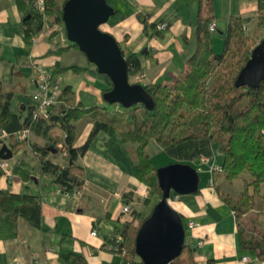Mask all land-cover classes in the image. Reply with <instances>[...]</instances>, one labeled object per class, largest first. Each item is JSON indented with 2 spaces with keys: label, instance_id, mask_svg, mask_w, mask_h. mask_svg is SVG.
<instances>
[{
  "label": "crops",
  "instance_id": "1",
  "mask_svg": "<svg viewBox=\"0 0 264 264\" xmlns=\"http://www.w3.org/2000/svg\"><path fill=\"white\" fill-rule=\"evenodd\" d=\"M53 1L62 4L64 0ZM107 1L119 11L120 17L117 20L109 18L102 24L107 27L104 31L116 38L124 55H142L143 77L139 83H170L185 71L186 60L196 47L198 0ZM212 1L216 27L211 32L212 51L219 54L224 43L221 34L226 30L229 16L247 18L244 24L246 31L252 32L257 24L258 1ZM29 11L28 0H0V91L7 93L13 90L12 108L22 120L29 114L28 101L37 88L32 64H41L52 71L70 65L86 67L80 74L68 70L56 73L55 77L61 86L70 85L76 99L85 107L103 104L101 92L112 85L108 76L99 73L87 60L73 64L72 56H67L72 49L63 53H48L67 45L66 35L58 23L44 26L36 41L27 47L24 21ZM138 12L147 14L150 23L157 25L165 22L167 29L159 31L160 35L146 36L142 23L136 17ZM216 31L220 32V36ZM144 49L146 51L142 54ZM134 76L129 77L130 81L135 82ZM81 94L86 96L85 101L80 99ZM52 113L56 116L59 111L55 107ZM76 125L74 146L78 147L86 141L92 124L84 118ZM64 136L57 123L46 134L31 132L25 145L9 160L10 165L22 162L30 177L8 179L0 175V188L40 196L42 214L40 228L33 227L23 218L14 221L0 214V264H69V254L83 257L87 264H125L121 254L108 248V240L115 230L135 220L133 212L136 209H144L137 198H143L147 190L136 177L133 158L118 135L99 131L76 161L83 178L82 185L77 189L79 195L63 192L50 174L35 167L38 155L31 144L43 146L49 139H54L56 145L63 144ZM48 157L58 162L53 153ZM211 160L219 163L214 157L200 164H208ZM66 162V158L62 157L58 163L64 165ZM208 173V182L200 185L199 181L196 193L178 197L172 195L169 199L185 224L189 220L199 224L196 228L187 229L185 237V242L193 249L194 263L264 264V259H259L253 251L239 246L234 214L219 197L216 183L213 182V187L209 185L212 174L209 170ZM224 183L222 180V189L227 185ZM124 205H129L131 210L123 212ZM94 228L96 235L91 234ZM200 240L203 243L198 245ZM243 256L247 257V261H242Z\"/></svg>",
  "mask_w": 264,
  "mask_h": 264
},
{
  "label": "trees",
  "instance_id": "2",
  "mask_svg": "<svg viewBox=\"0 0 264 264\" xmlns=\"http://www.w3.org/2000/svg\"><path fill=\"white\" fill-rule=\"evenodd\" d=\"M65 1L58 4L53 0H46V14L48 18L53 19L51 23L49 19L44 20L41 16L28 12L24 21V38L28 48L32 38L39 35L48 22L51 25L58 23L66 35L62 21V7ZM257 1V24L252 32L243 28L247 18L229 16L226 30L222 33L223 51L213 54L211 31L208 29L215 18L213 1L198 0L199 8L195 21L196 47L186 60L185 71L170 83L137 82L152 98V107H146L142 103L124 107L115 103L114 111L111 112L107 108L110 103L103 98V94L111 87L101 92L103 104L85 107L76 99L72 87L65 85L62 86L57 103L53 106L59 111L56 116L51 109L49 120H32L30 115L22 120L21 115L11 106L13 90L7 93L0 91V132H7L3 143L12 153L21 149L28 140L16 139L17 131L29 129L30 132L46 134L50 127L57 123L65 133L64 138H61L68 152L67 157H64L67 160L64 165L48 157L51 153L56 157L59 152L54 139H49L43 146L31 144L38 155L35 167L50 174L63 192H74L82 185V172L76 161L78 156L85 153L99 131L118 135L127 146L135 163L136 177L145 185L147 194L143 198H137L144 209H136L133 212L135 220L125 224L122 229L115 230L108 240V248L111 251L119 254L122 249L125 250V264L139 261L135 253L137 231L162 196L156 176L159 166L146 151V146L151 140L162 146L166 155L172 159L171 162L187 163L196 169L202 157L212 159L217 152L220 155V170L212 172L213 182L215 177H223L229 183L242 178L243 189L237 197L224 192L220 185H215V189L234 214L239 246L253 251L259 259H264V220L261 224L262 231L255 226H246L243 221V217L257 206L261 207L256 213L257 216L264 217V194H261L264 185V79L255 86L236 84L237 75L249 59L252 49L264 41V0ZM28 3L30 4V0ZM119 17V11L114 8L111 18L117 20ZM136 17L142 23L146 36L160 35L156 24L148 21L147 14L138 12ZM72 48L78 47L67 40V45L48 53H63ZM141 56L138 53L124 55L129 77L141 72ZM89 64L95 67L94 64ZM68 70L80 74L86 67H57L52 71L53 77L56 73ZM84 118L92 124V128L86 141L76 147V123ZM11 173L12 177H30V173L23 168L20 161L11 164ZM0 175H3L2 170ZM174 194L172 192L171 196ZM154 195L158 198L147 211ZM259 196L261 200H257ZM0 214L14 221L23 218L33 227L40 228L41 198L38 195L0 188ZM183 223L187 230L184 219ZM118 235L122 240L119 248L115 250L111 245ZM192 251L185 242L180 255L171 264H195ZM69 257V264H87L81 256L69 254Z\"/></svg>",
  "mask_w": 264,
  "mask_h": 264
},
{
  "label": "water",
  "instance_id": "3",
  "mask_svg": "<svg viewBox=\"0 0 264 264\" xmlns=\"http://www.w3.org/2000/svg\"><path fill=\"white\" fill-rule=\"evenodd\" d=\"M114 14L107 0H66L62 21L66 38L77 45L96 70L108 76L111 89L103 94L107 103L128 107L142 103L153 106V100L137 82H131L124 54L116 38L100 26ZM146 50H142V54ZM264 79V41L257 44L236 78V84L258 85ZM12 151L6 144L0 148V158L10 159ZM162 191L150 214L141 223L135 238V253L139 261L132 264H171L180 255L186 236L182 216L169 203L171 193L186 195L199 189L200 176L187 163L171 162L156 170Z\"/></svg>",
  "mask_w": 264,
  "mask_h": 264
},
{
  "label": "built area",
  "instance_id": "4",
  "mask_svg": "<svg viewBox=\"0 0 264 264\" xmlns=\"http://www.w3.org/2000/svg\"><path fill=\"white\" fill-rule=\"evenodd\" d=\"M29 6H30V11L32 13L41 16L44 20L48 18L46 14V11H47L46 0H30ZM45 26H48V24H46ZM156 28L159 31H164L167 29V24L165 22H159L156 25ZM243 28L245 31L247 30L246 26H244ZM208 29L211 32L215 31L216 29L215 23L214 22L210 23ZM34 41H36V36L32 38V42ZM32 66H33V71L36 75L37 88L35 92L29 98V101H28L29 114L28 115L31 116L32 120H41V119L49 120L50 111L52 107L57 103L58 95L61 92L62 86H61L59 79L56 77H53V72L51 69L44 67L41 64H32ZM142 77H143V73L141 72L137 73L134 76V81L138 82L139 79H141ZM30 133L31 132L29 129H24L22 131L15 132V137L18 140L28 138ZM6 136H7V132L5 130H2L0 132V148ZM57 148L62 157H67L68 152L63 144L58 143ZM200 160H201L200 161L201 163L203 162L205 163L209 161V159H206L204 157H202ZM0 170H2L4 177L8 179L12 177L11 165H10L9 159L0 158ZM208 170L212 174V172L220 170V165L216 163L215 160H213L210 163H208ZM209 185L213 187L212 176L211 178H209ZM73 194L79 195V190H75ZM174 195L175 197L179 196L176 194ZM130 210L131 209L129 205L122 206L123 212H129ZM185 225L187 229H193L199 226V224L195 222L194 220L187 221ZM91 234L92 235L97 234V231L95 228L92 230ZM121 240H122V237L118 235L115 238V241L113 245H111V247L117 250L119 248V244ZM202 243L203 241L200 240L198 241L197 244L201 245ZM119 254L123 256L125 254V250L122 249ZM241 259L243 262L247 261L246 256H243Z\"/></svg>",
  "mask_w": 264,
  "mask_h": 264
},
{
  "label": "rangeland",
  "instance_id": "5",
  "mask_svg": "<svg viewBox=\"0 0 264 264\" xmlns=\"http://www.w3.org/2000/svg\"><path fill=\"white\" fill-rule=\"evenodd\" d=\"M48 19H49V22L53 20L51 17L48 18ZM49 22L47 24L51 27L52 26L50 24L51 22L50 23ZM100 28L102 30H104L107 27L105 25H102V26H100ZM216 34H218L220 36V32L219 31H216ZM221 36H223V34H221ZM68 42H70V41H68ZM70 55L72 56V63L73 64H79L82 60H85V61L87 60L85 55L78 48H72V51L70 53H68L67 56H70ZM87 62H88V60H87ZM63 78H64V75H63ZM80 99H83L85 101L86 96L84 94H81L80 95ZM115 106H116V104L114 103V104L108 105L107 108L111 112H113ZM52 109H53V107H52ZM214 150H216V145H214ZM146 151L151 156V158L155 162V164L158 165V166L166 165V164H168V163H170L172 161V159L168 155H166V153L163 151L162 146L158 142H156L155 140H151L149 142V144L146 146ZM214 157L215 158L217 157V160L220 161V155L217 152H215V156ZM55 158H56V160L58 162L62 161V156L60 154H57ZM9 160H11V159H9ZM211 161H213V160H211ZM197 169L199 171V176H200V185H202L203 183L208 182V177H210V174L208 173V164H199ZM222 180H224L225 181L224 184H227V185H225L224 188L223 189L221 188V189L224 192L229 193L230 195H232L234 197H237L239 195V193L243 189L244 182H243L242 178L234 179L231 183H229L223 177L222 178L215 177L216 185H220L221 186ZM261 194H264V185L262 186ZM157 198H158L157 195L152 196V198H151V200H150V202L148 204L147 211L150 210V208L155 203ZM257 200H261L260 196L257 197ZM259 207L260 206H257L253 211H251L246 216H244L243 217V221L245 222L246 226H248V227L255 226L257 229L262 231L263 228L261 227V224H262V222L264 220V217L261 216V215L257 216V214H256L257 211L261 208V207L260 208ZM262 210H264V206L262 207ZM256 216H257V218H256Z\"/></svg>",
  "mask_w": 264,
  "mask_h": 264
}]
</instances>
